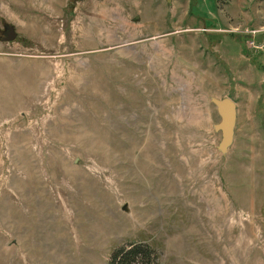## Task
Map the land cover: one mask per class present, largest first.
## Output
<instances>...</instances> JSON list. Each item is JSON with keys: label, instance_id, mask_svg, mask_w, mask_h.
I'll use <instances>...</instances> for the list:
<instances>
[{"label": "rangeland", "instance_id": "1", "mask_svg": "<svg viewBox=\"0 0 264 264\" xmlns=\"http://www.w3.org/2000/svg\"><path fill=\"white\" fill-rule=\"evenodd\" d=\"M132 240L264 264V0H0V264Z\"/></svg>", "mask_w": 264, "mask_h": 264}, {"label": "trees", "instance_id": "2", "mask_svg": "<svg viewBox=\"0 0 264 264\" xmlns=\"http://www.w3.org/2000/svg\"><path fill=\"white\" fill-rule=\"evenodd\" d=\"M155 248L146 241L132 240L115 246L106 264H154Z\"/></svg>", "mask_w": 264, "mask_h": 264}, {"label": "water", "instance_id": "3", "mask_svg": "<svg viewBox=\"0 0 264 264\" xmlns=\"http://www.w3.org/2000/svg\"><path fill=\"white\" fill-rule=\"evenodd\" d=\"M17 34L14 26L9 23H5V31L2 39L11 40ZM213 102L216 104L218 112L220 114V120L216 124V127L221 130L222 138L218 147L224 150L230 143L233 134V128L236 117V103L229 96L222 98L212 97Z\"/></svg>", "mask_w": 264, "mask_h": 264}, {"label": "built area", "instance_id": "4", "mask_svg": "<svg viewBox=\"0 0 264 264\" xmlns=\"http://www.w3.org/2000/svg\"><path fill=\"white\" fill-rule=\"evenodd\" d=\"M253 32V31H252ZM251 43H254L253 40L250 41ZM253 45V44H252Z\"/></svg>", "mask_w": 264, "mask_h": 264}]
</instances>
